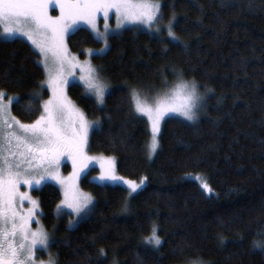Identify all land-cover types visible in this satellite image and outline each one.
<instances>
[{
	"label": "trees",
	"instance_id": "1",
	"mask_svg": "<svg viewBox=\"0 0 264 264\" xmlns=\"http://www.w3.org/2000/svg\"><path fill=\"white\" fill-rule=\"evenodd\" d=\"M161 4L165 20L175 14L179 41L125 28L109 37L105 53L91 56L111 85L104 104L79 84L68 88L86 117L100 122L90 135V151L114 156L120 175L145 177L146 184L128 196L125 187L86 175L81 186L94 205L74 227L68 224L71 215L57 214L56 185L34 189L38 220L55 241L48 251L58 264H264V251L252 246L264 239V0ZM67 45L83 57L100 42L79 27ZM178 72L197 82L206 101L195 123L163 121L149 160L150 130L134 111L130 90L161 86L165 78L173 82ZM43 79L39 54L26 40L0 38V90L20 98L11 105L19 121L31 123L41 115V98L48 95L40 90ZM34 92L40 95L29 109ZM204 181L211 192L201 187ZM153 225L163 241L159 251L143 243ZM101 248L105 255L98 258ZM46 252L36 255L45 259Z\"/></svg>",
	"mask_w": 264,
	"mask_h": 264
},
{
	"label": "snow or ice",
	"instance_id": "2",
	"mask_svg": "<svg viewBox=\"0 0 264 264\" xmlns=\"http://www.w3.org/2000/svg\"><path fill=\"white\" fill-rule=\"evenodd\" d=\"M60 10V15L52 17L48 14L50 5ZM162 4L153 0H0V25L3 31L0 35L12 36L18 33L26 37L39 50L43 59L40 61L48 74V87L52 97L44 101L43 113L31 124H24L10 113V106L19 97L7 96L0 90V264H36V251H47L55 243L52 237L40 225L32 230L31 224L35 219L39 202L33 200L29 192H20V185L32 188L39 186L46 180H54L63 188L64 199L57 205V214L62 208L71 209L78 219L69 220V227L79 223V219L86 218L94 204L91 194L82 192L76 181L86 173L89 165L95 160L86 153L89 130L99 125V121L89 122L67 100L63 85L67 84L64 75L65 67L75 68L76 57H69L65 44V35L78 21L89 24L97 38L103 39L107 46L108 28L100 32L96 27L97 13H103L105 21L109 13L115 12L117 28L124 24L145 25L152 29L157 21L162 19ZM175 14L166 25L167 35L173 41L179 37L173 31ZM157 26L155 31L161 32ZM97 50L89 49V54ZM103 53L104 49L98 50ZM84 71V69H81ZM178 79L168 89L163 98L157 97L155 106L141 99L142 93L132 89L130 98L134 111L148 117L151 125V143L149 150L154 153L159 147L158 134L161 131V121L167 113H178L186 121L195 123L198 113L204 106L205 94H201L197 82L183 79V73H176ZM85 91L95 96L96 103L103 105L110 86L103 81L99 70L89 63L87 75L81 76ZM167 87V79L163 81ZM208 92L212 89H207ZM40 95L31 94V100ZM7 97V104L5 98ZM72 112L75 121L69 127L65 120V113ZM68 157L73 164V173L67 180L59 174V166L63 157ZM102 182H121L127 186L129 196L142 189L146 178L139 182L126 180L115 174V164L112 158L101 163V174L94 178ZM206 192H211L206 181L201 183ZM28 201L31 205L25 211H18L16 201ZM123 211H127L125 203ZM224 243V238H220ZM144 244H150L153 250L159 251L163 241L157 233V226L153 225L151 234L144 238ZM253 248L264 251V239L254 240ZM105 255L104 249H99L98 258ZM44 264V262H41ZM47 264H58V260L49 254ZM113 264H118L113 261Z\"/></svg>",
	"mask_w": 264,
	"mask_h": 264
},
{
	"label": "rangeland",
	"instance_id": "3",
	"mask_svg": "<svg viewBox=\"0 0 264 264\" xmlns=\"http://www.w3.org/2000/svg\"><path fill=\"white\" fill-rule=\"evenodd\" d=\"M153 2H160V3H161V0H153ZM161 12H162V11H161ZM48 14H49L50 16H52V17H56V16H59V15H60V10H59L58 7H56V6L53 4V5H50V6H49ZM162 17H163V16H162ZM168 21H169V20H165V18H162V19H160V20L157 21V24H156V25H153V28H152V29L147 28L145 25H136V24H124L121 28L118 29L117 26H116V25H117V20H116V15H115V12H114V11H111V12L109 13V19H108L107 21H105V18H104V15H103L102 12H101V13H97V14H96V17H95V23H96V27L98 28V30H99L100 32H104V31H105V23L107 22V24L109 25V28H108V40H107V46L105 45V41H104L103 39H99V38H97L96 34L92 31V28L89 26L88 23H86V22H84V21H78L76 24H74V25L69 29L68 33L65 35V38H64V39H65V44H66V46H67V49H68V45H67V37H68V35L71 34V33H73V32H74L77 28H79V27H86L87 29H89V30L92 32L93 36H94V37L100 42V45H99L98 47H88V48H86V49L84 50V51H85V55H84L83 57H80L78 54H75V53L70 52L69 49H68V55H69V57H76V60H75L74 62L77 64V66H76L75 68H71L70 66H66V67H65V72H64V75L67 77V81H68L67 84L63 85V88H64V94H65V96L67 97V100L71 102V106H73V107H74L76 110H78L80 113H83V111H82V110L76 105L75 101H74V100L70 97V95H69L68 88H69V86H70L71 84H79V85H81V86L83 87L84 92H85L88 96H90L91 98H93V99L95 100V102H96L95 96H94V95H91L90 93H87V92L85 91V85H84V82L80 79V77H81V76H86V75H87V67H88L89 63H90V65H91L92 67L98 69V67L92 62V60H91V56H92V55H95V54H103V53H105V52L107 51V49H108V47H109V37H110L111 35L119 34V33H121L125 28H129V27H131V28H135V29H138V30H144V31H147V32H149V33H151V34H153V35L164 36V37L167 38L168 40H170V41H172V42H175V41L171 40V38H169L168 35H167V28H166V25L168 24ZM157 26H160V27L162 28L161 32H159V33H157V32L155 31V28H156ZM2 31H3V26L0 25V32H2ZM173 31H174V29H173ZM0 38H1V39H13V38L24 39V40H26V41H27V42H28V43L34 48V50L39 54V62L43 59V57H42V56L40 55V53H39V50L36 49V48L31 44V42L27 40L26 37L20 36L18 33H14L12 36L0 35ZM89 49L97 50V51H96L95 53H93V54H89V52H88ZM100 49H104L103 53H100V52L98 51V50H100ZM40 65H41V66L43 67V69H44V79H43L42 82H41L40 90H42V89H46L47 92H48V95H47L46 97L41 98V105H42V112H41V114H42V113H43V103H44V101H47V100H49V99L52 97V91L49 89V87H48V83H47V81H48V74H47V72L45 71V68H44V66H43V64H42L41 62H40ZM82 68L84 69V71L81 70ZM98 70H99V69H98ZM99 74H100V72H99ZM100 76H101V74H100ZM101 78L103 79V81H104L105 83H107V81H106L102 76H101ZM184 80H185V79H184ZM188 81H189V80H188ZM176 82H177V79L174 80L173 82L167 83V87H165V85L162 84L161 86H157V87H153V86H136V87H133L132 89L135 88V89L140 90L141 93H142L141 99L144 100V99L146 98L147 103L150 104V105H152V106L154 107V106H155V103H156V99H157V97L163 98L164 95H165V93L168 91V89L171 88V86H172L173 84H175ZM107 84L109 85V83H107ZM109 86H110V88H109V91H110V89H111V85H109ZM198 88H199V86H198ZM132 89H131V90H132ZM131 90H130V93H131ZM109 91H108V92H109ZM199 91H200L201 94H204V92H202V90H201L200 88H199ZM7 96H8V95H7ZM9 96L17 97L16 95H9ZM205 101H206V96H205ZM205 101H204V103H205ZM5 103L7 104V97L5 98ZM202 109H203V108H202ZM202 109L199 111L198 116L200 115ZM10 113H11L12 116H14L13 113H12V111H11V106H10ZM137 114H138V113H137ZM83 115H84L85 119L88 120L89 122H92V121H98V120H91V119L87 118L86 115H85L84 113H83ZM138 115L144 117V118L146 119L147 123H148V127H149V130H150V138H149V142L151 143L152 133H151V125H150V122H149V120H148V117H147L146 115H144V114H138ZM14 117H15V116H14ZM39 117H40V116H39ZM39 117H38V118H39ZM170 117H176V118L184 119V118H183L182 116H180L178 113H167V114L165 115L164 119L161 121V127H162V123H163V121H164L165 119H167V118H170ZM38 118H37V119H38ZM16 119H17V118H16ZM37 119H36V120H37ZM75 119H76V118H75V116L73 115L72 112L65 113V115H64V120H65L66 124H67L69 127L72 126V124H73V122L75 121ZM17 120H18V119H17ZM184 120H185V119H184ZM33 122H34V121H33ZM33 122H31V123H33ZM22 123H23V122H22ZM31 123H24V124H31ZM98 126H99V125L94 126L93 128H91V129L89 130V134H88V145H87V147H86V153H87V155L90 156V157H95L96 159L93 160V162L89 165V168L86 170V173H85L84 175H82V176L79 178V180L76 181V183H77L79 189H80L82 192H86V193H89V194H91V193H90L89 191H87V190H84V189L82 188V186H81L82 178L85 177L86 175H88L89 178H90L91 180L95 181V182L102 183V184H110V185H120V186H123V187H125V188L127 189V186H126V185H123L121 182H116V183H113V182H102V181H99L98 179H94V178L99 177L100 174H101V163L105 162L108 158H112V159L114 160V164H115V174L118 175V176L123 177V178L126 179V180H132V179H129V178H127V177H124V176L120 175V174L117 172V168H116V158H115L114 156H106V155H103V154L92 153V152L90 151V148H89L90 135H91V133L93 132L94 129L98 128ZM159 135H160V133L158 134V137H157V138H158V141H159ZM150 143H149V145H150ZM155 152H156V151H155ZM155 152H154V153H151L150 150L148 149V159H149V160H152V159H153ZM73 170H74V169H73V164H72L71 160L68 159V157H66V156L63 157L62 160H61V163H60L59 169H58L59 174H60V177H61L62 179L67 180L69 177H71V175H72V173H73ZM142 178H145V177H141L140 179H138V180H134V181L139 182ZM45 183H52V184L56 185V186L59 188L60 193H61V199H60V201H59V203H58V205H59V204L61 203V201L64 199V195H63V191H64V190H63V188L61 187V185L58 184V183H57L56 181H54V180H51V179L46 180V181H44V182H43L41 185H39V186L34 185L31 189L28 188L26 185L21 184L19 190H20V192H29L31 198H32L33 200L38 201L37 198L33 195L32 192H33L34 189H39V188H41ZM145 184H146V180H145L144 185H145ZM144 185H143V186H144ZM143 186H142V187H143ZM127 193H128V189H127ZM207 193H209V192H207ZM91 195H92V194H91ZM132 195H133V194H132ZM128 196H129V193H128ZM93 198H94V197H93ZM20 202H21V201H20L19 199H17V201H16V207H17L18 203L20 204ZM21 203L25 205L24 207L26 208V210H27L28 208L31 207V205H30V204L28 203V201H26V200L23 201V202H21ZM93 205H94V204H93ZM92 207H93V206H92ZM17 210H18V207H17ZM56 211H57V207H56ZM89 212H90V211H89ZM89 212L87 213V215L89 214ZM62 213H68L69 215H71V216H69V217H70L69 220H75V219H78L77 217H75V216L72 214L71 209H69V208H66V207H65V208H62L59 214H62ZM38 214H39V209H38V212H37V215H36L34 221H35L36 219H38ZM83 219H84V218H83ZM81 220H82V219H79V221H81ZM75 225H76V224H75ZM75 225H73L72 227H74ZM39 226H40V225H39ZM33 230H36V229H33ZM49 235H50V234H49ZM50 237H51V235H50ZM46 253H47V254H46L45 259L42 258L41 260H36V264H41V262H44V264H47V261H48V259H49V254H50V253H49L48 250H47ZM183 264H204V263L195 262V261H190V262H185V263H183Z\"/></svg>",
	"mask_w": 264,
	"mask_h": 264
},
{
	"label": "flooded vegetation",
	"instance_id": "4",
	"mask_svg": "<svg viewBox=\"0 0 264 264\" xmlns=\"http://www.w3.org/2000/svg\"><path fill=\"white\" fill-rule=\"evenodd\" d=\"M25 205L24 204H22L21 202H20V204L18 203V205H17V207H18V211H25L26 210V208L24 207ZM38 227V225L35 223V221L33 220V222H32V224H31V228H32V230L33 229H36ZM38 250H39V248H38ZM37 250V251H38ZM37 251H36V253H37ZM36 257H38V259L37 260H41L42 258L39 256V255H36L35 254V258Z\"/></svg>",
	"mask_w": 264,
	"mask_h": 264
}]
</instances>
